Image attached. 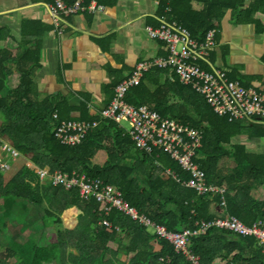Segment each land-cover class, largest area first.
Listing matches in <instances>:
<instances>
[{
    "label": "trees",
    "instance_id": "16d2710c",
    "mask_svg": "<svg viewBox=\"0 0 264 264\" xmlns=\"http://www.w3.org/2000/svg\"><path fill=\"white\" fill-rule=\"evenodd\" d=\"M46 1L51 3L53 0ZM90 1L85 0V4L88 5ZM95 1L101 5H112L114 2ZM158 3L159 17L166 18L167 22L180 23L199 43L205 41L210 31H217L216 28H219L218 25L228 12L232 13L236 24H251L257 33H264V0H158ZM207 60L211 62L206 57L198 64L209 71ZM163 72L158 70L146 74L140 85L128 92L127 102L135 107L146 105L164 118L178 119L202 130L203 147L199 151L203 157L200 160L201 168L206 172L208 182L225 188L226 213L245 225L260 219L264 222L262 200L251 199L250 204H246L236 199L234 192L245 189L243 186L233 187L234 178L243 173L239 162L238 170L233 171L235 174L231 178L225 176L220 181L215 178L217 163L213 168L214 159L229 155L228 151L216 146L220 139L226 142L230 140L231 131L222 130L230 127L228 120L220 119L191 87L178 82L172 84V87L176 86L172 89L178 92L174 91L176 95L173 94L170 101L164 104L171 85L165 82L155 85L159 82L154 80V75L161 78ZM149 84L154 86V90L150 89ZM3 86L1 82L0 93ZM177 98L179 101H176ZM201 99V102H197ZM42 107L45 108L44 111ZM56 108L54 106L52 111ZM190 108L195 110L197 119L191 116ZM0 110L4 118L1 135L7 138L4 139L19 152V157H23L26 163L15 180L7 183L8 186H18L21 191L16 195L4 194L5 214L7 217L11 216L14 204L23 210L24 219L31 213L37 214L32 225H28L26 219L23 226L44 234L41 246L39 243L34 245L26 242L30 248L24 251L17 252L12 248L11 252L25 264H160L165 257L169 259V264H185L183 258L175 254L165 240L155 239L122 212L111 208L107 216L103 215L102 204L91 198H82L78 186L54 183V178L62 172L78 171L113 185L126 203L168 231L179 232L185 228H193L196 222L210 221L218 216L211 206L220 210L219 197L197 196L166 175V170L170 169L181 180L188 176L168 155L158 150L151 156L136 151L129 161L124 156V148L135 149L134 145L129 136L123 138L124 130L114 122L103 121L99 128L86 134L79 146L70 147L62 145L48 126L46 117L53 113L47 111L45 103H34L31 100L27 105L17 103L14 99L11 102L0 99ZM97 119L98 117H92L89 120ZM55 121L56 125L62 122L59 117ZM253 126L258 131H264L263 125ZM216 129L230 135L212 139ZM107 132L111 133L106 138L112 139L113 143L103 140ZM2 144L0 142V150ZM100 150H105L108 154L106 163L101 167L93 165L91 161ZM220 151L223 155L216 156ZM39 170H45L52 179L43 181ZM249 170L248 168L246 171ZM255 180L257 177L254 180L250 177L246 188H249V182ZM3 181L4 175L0 172V185ZM260 187H264V179ZM248 197V193L245 194V198ZM74 209L82 212L78 218L76 216V226L73 229L61 226L56 228L55 225H60L63 215L72 213ZM101 221L109 223L111 230L107 231ZM48 234H51L50 238H46ZM5 235H9L6 229L0 235V246L5 243L4 237H8ZM109 243H115L116 247H109ZM190 243L192 252L199 256L201 264H264V253L252 238L237 237L225 231L211 229L204 236L192 238ZM11 252L5 254L1 264H8L7 257ZM106 255L109 256L107 259ZM118 255H124L123 262L117 259Z\"/></svg>",
    "mask_w": 264,
    "mask_h": 264
},
{
    "label": "crops",
    "instance_id": "0c3cea01",
    "mask_svg": "<svg viewBox=\"0 0 264 264\" xmlns=\"http://www.w3.org/2000/svg\"><path fill=\"white\" fill-rule=\"evenodd\" d=\"M49 4L46 0H0V83L4 84L0 99L9 102L14 99L17 103L27 105L31 100L34 103H45L50 113L54 106L57 107L52 113H58L62 122L87 121L100 116L101 111L113 99L116 87L132 74L138 63L166 56L164 43L153 39L148 33L149 27L159 29L162 22H167L166 18L157 15L158 0H114L112 5L99 4L102 6L101 11H79L69 16H61L58 25L53 19ZM218 27L217 31L212 30L215 41L208 56L211 62L207 60V72L223 71L230 81L238 80L247 88L264 91V33H257L251 24H236L230 12ZM154 77L159 82L155 85L164 82L171 85L164 100L165 104L178 92L172 89L176 88L172 87L173 83H180L178 77L169 71H164L161 78L156 75ZM150 89L154 90V86L150 85ZM2 113L0 110V142L4 144L8 141L1 135L4 125ZM190 113L193 118L196 117L193 108H190ZM51 115L46 118L48 126L54 131L57 121ZM94 121L99 122V125L89 133L99 128L103 121L109 120L98 118ZM227 123L230 127L222 130L231 131L230 140L226 142L220 139L216 146L228 151L229 155H223L221 151L216 154L223 156L213 161V168L215 162L217 163L215 178L220 181L228 172L237 171L239 162V168L243 172L249 168L251 176L260 175L264 179V131H258L246 121ZM127 125H118L124 130L121 129L123 138L129 136L127 132L130 127ZM222 130L216 129L212 139L230 135ZM110 133L107 132L103 140L112 141L106 138ZM124 152L129 161L137 153L136 149L130 147L129 150L124 148ZM0 156L6 157L7 154L0 150ZM107 159V152L100 150L91 161L93 165L101 167ZM16 172L15 168L10 177L5 175L0 186L5 185ZM71 173L85 175L78 171ZM252 178L254 180L256 177ZM262 179L257 177V180L249 182L248 189L238 192L236 190V199L246 204H250L251 199H260L261 194H264V187H260ZM208 183L213 187L216 185ZM247 193L249 197L245 198ZM211 209L218 213L216 206H211ZM81 213L80 209L67 212L60 225L55 227L73 229L76 226V216L78 218ZM33 215L37 214L31 213L28 216ZM26 222L28 225L33 224ZM19 227L17 225L16 229L7 230L12 235V242L18 245L12 247L15 251L21 252L30 248L26 242L34 245L41 242L44 236L42 231L33 236L35 229L24 226L25 238H18L16 233ZM146 231L153 235L151 230ZM114 245L116 244L109 243L108 246L115 248ZM5 248L4 244L0 246L1 250ZM5 254L1 252L0 264L3 257L5 259ZM108 257L106 255L105 259ZM119 258L123 262L125 257L120 255Z\"/></svg>",
    "mask_w": 264,
    "mask_h": 264
},
{
    "label": "built area",
    "instance_id": "2783aa9c",
    "mask_svg": "<svg viewBox=\"0 0 264 264\" xmlns=\"http://www.w3.org/2000/svg\"><path fill=\"white\" fill-rule=\"evenodd\" d=\"M49 7L57 25L61 16H69L79 11L95 12L102 9V6L95 1L86 5L85 0H53ZM148 33L153 39L164 43L166 56L138 63L132 74L116 87L113 99L101 112V118L117 124L126 121L130 127L128 134L137 150L151 155L156 149H161L178 160L179 164L191 174L190 179L183 183L184 187L198 194L212 191L214 188L206 185L205 173L192 160L202 147V132L179 121L163 118L147 106L130 105L126 101L128 92L140 85L147 73L155 69L169 71L178 77L181 84L191 87L193 91L201 95L217 116L226 117L230 122L240 119L264 122V92L245 88L239 82L229 81L223 71L207 72L201 68L199 61L208 57L209 50L213 48L214 31H210L202 43L194 40L188 29L176 22H162L159 29L149 27ZM53 117L58 119V114L55 113ZM98 125L97 121H63L57 125L55 136L63 144L80 145L86 134ZM3 150L14 158L18 156V152L8 145H4ZM0 163L4 162L0 159ZM38 173L43 181L52 179L44 170H39ZM59 182L66 183L68 186H78L82 198L92 197L98 202L105 203V212L116 208L140 224L153 227L154 234L168 240L174 251L182 254L188 264H199L198 258L188 249V238L204 234L211 227L240 234L246 232L256 237L264 234L259 230L252 231L246 228L232 217L200 222L192 231L167 232L163 227L151 223L150 220L138 214L123 200L118 191L100 180L79 176L68 178L67 175L59 173L54 178V183ZM104 224L108 226L106 222ZM261 243L264 244V235ZM161 264H169V260H161Z\"/></svg>",
    "mask_w": 264,
    "mask_h": 264
},
{
    "label": "clouds",
    "instance_id": "9594fccd",
    "mask_svg": "<svg viewBox=\"0 0 264 264\" xmlns=\"http://www.w3.org/2000/svg\"><path fill=\"white\" fill-rule=\"evenodd\" d=\"M159 41V40H158ZM161 42V41H160ZM163 43V42H162ZM156 70V69H155ZM155 70H153V71H155ZM158 70V69H157ZM153 71H151V72H149V73H147V74H150V73H152ZM161 71H165V70H161ZM227 77V76H226ZM144 78V77H143ZM179 80V79H178ZM229 80V79H228ZM230 81V80H229ZM142 82V81H141ZM231 82H239L243 87H245L240 81H231ZM245 88H247V87H245ZM192 89V88H191ZM254 89V88H253ZM256 90H258V89H256ZM258 91H262V92H264L263 90H258ZM128 95V94H127ZM126 98H127V96H126ZM205 100V99H204ZM206 102V101H205ZM207 103V102H206ZM110 104V103H109ZM108 104V105H109ZM142 106H146V105H142ZM209 106V105H208ZM107 107V106H106ZM105 107V108H106ZM148 107V106H147ZM210 107V106H209ZM104 108V109H105ZM149 108V107H148ZM211 108V107H210ZM152 110V109H151ZM212 110V109H211ZM103 111V110H102ZM101 111V112H102ZM154 111V110H153ZM213 111V110H212ZM214 113V112H213ZM55 114V113H54ZM215 114V113H214ZM216 115V114H215ZM54 118V117H53ZM99 119H102L101 118V113H100V116L98 117ZM221 118H226V117H221ZM169 119H172V118H169ZM227 120H228V118H226ZM54 120H58V119H54ZM173 120H176V121H179L178 119H173ZM239 121H246L247 123H250V124H259V125H263L264 126V122H254L253 120H247V119H240V120H235V121H233L234 123L235 122H239ZM85 122H88V121H85ZM180 122V121H179ZM228 122H230L229 120H228ZM233 122H230V123H233ZM182 123V122H181ZM117 124V123H116ZM183 124H185V123H183ZM118 125H121V124H118ZM187 125H189V124H187ZM190 126V125H189ZM56 127H57V125L55 126V128H54V136H55V130H56ZM191 127H193V126H191ZM193 128H195V127H193ZM195 129H197V130H199V131H201L202 132V130H200V129H198V128H195ZM127 134H128V132H127ZM129 135V134H128ZM129 137H130V135H129ZM55 138L62 144V145H64V146H70V147H76V146H79V145H74V146H71V145H66V144H63L56 136H55ZM131 138V137H130ZM131 141H132V139H131ZM133 142V141H132ZM202 142H203V132H202ZM4 145H8V146H10L8 143H4L2 146H1V150L2 151H4L3 150V146ZM11 147V146H10ZM134 147H135V145H134ZM202 147H203V143H202ZM201 147V148H202ZM12 148V147H11ZM201 148L197 151V154L193 157V162L199 167V169L200 170H202L205 174H206V172L201 168V164H200V160L203 158L202 157V155H201V152H199L200 150H201ZM14 149V148H13ZM136 149V148H135ZM14 150H16V149H14ZM161 151L162 153H164V154H166V155H168L173 161H175L179 166H180V168L188 175L187 176V178L186 179H184V180H181L180 178H179V176L176 174V173H174L173 171H171L170 169H168V170H166V175L167 176H169V177H171V178H173L177 183H179L183 188H185V189H188V188H186V187H184L183 186V183L184 182H187L189 179H190V176H191V174H190V172L189 171H187V170H185L183 167H182V165L181 164H179V162H178V160H176V159H174V158H172V156L169 154V153H167V152H165V151H163V150H161V149H156L155 151ZM17 151V150H16ZM136 151L137 152H140V153H142V154H145V153H143V152H141V151H139V150H137L136 149ZM155 151L153 152V153H155ZM4 152H6V151H4ZM18 152V151H17ZM152 153V154H153ZM151 154V155H152ZM7 155H9L11 158H10V160L7 162V166H10L11 165V163L13 162V159H16L17 157H19V152H18V156L17 157H13L10 153H8L7 152ZM146 155H148V154H146ZM151 155H149V156H151ZM12 160V161H11ZM3 162H5L4 160H2ZM156 164L158 165V166H160L157 162H156ZM1 170H3L2 168H0ZM45 171V170H44ZM1 172V171H0ZM62 174L63 175H67V177L68 178H72L73 176H79V177H85L86 179H92V180H100V181H102L101 179H96V178H91V177H88V176H86V175H77V173H65V172H62ZM204 174V177H205V182H206V185L207 186H209V187H212V188H214V190H212V191H207L206 193H203V194H198L196 191H194V190H192V189H188V190H190V191H192V192H194V193H196V195L197 196H205V197H207V196H210V197H213V196H215V195H218L220 198V204L218 205V207H220V210L218 211V216L216 217V218H214V219H212V220H210V221H199V222H196L195 223V225H194V227L193 228H185V229H182L181 231H179V232H174V233H182L183 231H185V230H190V231H192V230H194V229H196L197 227H198V225H199V223L200 222H212V221H214V220H216V219H223V218H229V217H232V218H235V217H233V216H230V215H228L227 213H226V205H225V199H224V195H225V191L223 190V188L222 187H220L219 185H215V187H213L212 185H210L209 183H208V181H207V177H206V175ZM50 176V175H49ZM226 177H227V174H226ZM225 179V178H224ZM104 184H106L104 181H102ZM107 185H109V184H107ZM109 186H112L113 188H114V186L113 185H109ZM115 189V188H114ZM116 190V189H115ZM117 191V190H116ZM120 193V192H119ZM121 194V193H120ZM122 196V195H121ZM91 199H94V198H92V197H90ZM95 200V199H94ZM96 201V200H95ZM97 203H99V204H102V206H103V209H102V214L103 215H108L109 213H110V210H108L107 212H105L106 210H105V207H106V204L105 203H103V202H98V201H96ZM128 204V203H127ZM129 205V204H128ZM130 206V205H129ZM131 208H134L135 210H136V212H138V214H140V215H142V216H144L145 218H147L148 220H150V222L151 223H153V224H155V225H159V224H156V223H154L147 215H145V214H142V213H140L135 207H132V206H130ZM114 209H116V208H114ZM117 210V209H116ZM119 211V210H118ZM125 216H127L131 221H133L134 223H136L137 225H139V226H141L142 228H144L145 230H151L152 231V233H153V235L152 236H154V238L155 239H162V238H159V237H157L155 234H154V230H153V227H146V226H144V225H142V224H140L137 220H133L130 216H128V215H126V214H124ZM237 221H239L237 218H235ZM102 222V224L105 226V228L107 229V231H110L111 229H110V224L109 223H107L108 224V226L107 225H105L104 224V222L105 221H101ZM240 223H242L241 221H239ZM243 224V223H242ZM246 228H248V229H251L252 231L253 230H259L260 232H263L264 233V222L260 219V220H257V221H255L254 223H252V224H250V225H245V224H243ZM159 226H161V227H163L165 230H166V228L164 227V226H162V225H159ZM211 229H215V230H218V231H225V232H228V233H231V234H233V235H235V236H237V237H242V238H252L253 240H254V243H255V245H257V247L261 250V252L262 253H264V244H262L261 243V239H262V237H263V235L264 234H260V235H257V237L255 236V235H253V234H250V233H244V234H240V233H236V232H234V231H229V230H221V229H217L216 227H211L210 229H208L204 234H199V235H195V236H191V237H189L188 238V243H187V246H188V249L190 250V252L194 255V256H196L197 258H198V262H199V264H201V262H200V258H199V256L198 255H196L195 253H193L192 252V249H191V243H190V241H191V239L192 238H196V237H200V236H204V235H206V233L209 231V230H211ZM167 232H172V231H168V230H166ZM147 232V231H146ZM162 240H165L170 246H171V248H172V250L174 251V249H173V247H172V245L169 243V241L168 240H166V239H162ZM174 253L175 254H177V255H180L182 258H183V261H184V263L185 264H188V262L186 261V259H185V257L182 255V254H178V253H176L175 251H174ZM166 259H168L167 257H165V259L164 260H166ZM169 260V259H168ZM161 264V263H160Z\"/></svg>",
    "mask_w": 264,
    "mask_h": 264
},
{
    "label": "rangeland",
    "instance_id": "374dc122",
    "mask_svg": "<svg viewBox=\"0 0 264 264\" xmlns=\"http://www.w3.org/2000/svg\"><path fill=\"white\" fill-rule=\"evenodd\" d=\"M121 124L124 127L128 126L127 125L128 123L126 121H122ZM10 158L11 157L9 155H7L6 157L0 156V159L5 161L4 163H0V168L3 169V170L0 169V171H1V173L4 174V176L7 175V177H10L15 172V168L17 170V172L14 174V176H12L11 179L7 181V183H9L11 180H15L16 175L20 172L23 165H26V163H24V161H23L24 160L23 157H17L16 159H13V162L10 166H7V162L10 160ZM21 163H24V164L21 165ZM15 165H19V166H15ZM237 168H238V166H237ZM234 174L235 173H233L232 171L228 172L227 177L229 178L230 176H232ZM254 176L258 177V178H262V177H260V175H254ZM254 176H251L249 171H245L241 175L240 174L237 175V177H235L233 180V187L243 186L246 188V186L248 185L249 178L254 177ZM7 183L3 186H0V235H1L2 231H4V229H6V231L9 228L10 229H16V226L18 225L20 227H19V229H17L16 235L18 238L22 239V238H25V230L23 228V224H24L25 220L27 219V221L29 223V222L35 221V219L37 217L35 215L30 216V217L27 215L28 218L26 217L24 219L23 218V210L21 211L18 206H16L15 208H11L12 210H11V216L10 217L6 216L4 194L16 195V194L20 193V191H21V189L18 186H10V185L8 186ZM223 190L225 191V188H223ZM20 200H22V199H20ZM258 200L264 201V194H261V198ZM37 225L39 226L38 223H37ZM35 234H36V232L33 233V236ZM5 236H8L9 238L4 237V241H5L4 245L6 246V248L3 250L0 249V254H1V252H5V253H8L9 251L11 252L12 247H15V245H13L15 242H12V240H11L12 235L9 233V235H5ZM47 237H48V235L46 236V238ZM39 246H41V242H39ZM72 251L74 252L73 249H72ZM119 257H120V255L117 256V259L120 260L121 258H119ZM7 261H8V264H25L24 261H21L18 257H16L13 252L9 253V255L7 257Z\"/></svg>",
    "mask_w": 264,
    "mask_h": 264
}]
</instances>
